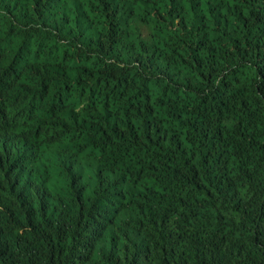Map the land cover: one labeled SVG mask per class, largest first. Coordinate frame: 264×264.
Wrapping results in <instances>:
<instances>
[{"label":"trees","instance_id":"trees-1","mask_svg":"<svg viewBox=\"0 0 264 264\" xmlns=\"http://www.w3.org/2000/svg\"><path fill=\"white\" fill-rule=\"evenodd\" d=\"M0 264H264V0H0Z\"/></svg>","mask_w":264,"mask_h":264},{"label":"rangeland","instance_id":"rangeland-1","mask_svg":"<svg viewBox=\"0 0 264 264\" xmlns=\"http://www.w3.org/2000/svg\"><path fill=\"white\" fill-rule=\"evenodd\" d=\"M65 160L69 166L74 165L73 157H71L70 155L68 157H65Z\"/></svg>","mask_w":264,"mask_h":264}]
</instances>
